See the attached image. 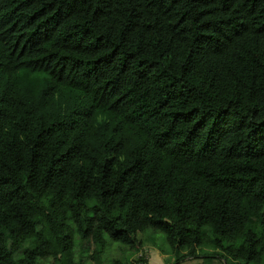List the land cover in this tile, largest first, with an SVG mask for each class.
Wrapping results in <instances>:
<instances>
[{
  "label": "trees",
  "instance_id": "1",
  "mask_svg": "<svg viewBox=\"0 0 264 264\" xmlns=\"http://www.w3.org/2000/svg\"><path fill=\"white\" fill-rule=\"evenodd\" d=\"M147 228L264 264V0H0V264Z\"/></svg>",
  "mask_w": 264,
  "mask_h": 264
},
{
  "label": "rangeland",
  "instance_id": "2",
  "mask_svg": "<svg viewBox=\"0 0 264 264\" xmlns=\"http://www.w3.org/2000/svg\"><path fill=\"white\" fill-rule=\"evenodd\" d=\"M138 236L142 240V246L138 253L141 252L144 258H146V264H171L173 256L168 250L166 240L161 231L147 228L139 231ZM102 253L104 261L108 262L110 258L119 254V249L113 242H108ZM82 259H84V264L93 263L92 259L87 256V250L82 251ZM48 261L46 256H40L38 258L40 264H48ZM177 264H222V261L216 256L206 257L202 256V254H197L185 257Z\"/></svg>",
  "mask_w": 264,
  "mask_h": 264
}]
</instances>
